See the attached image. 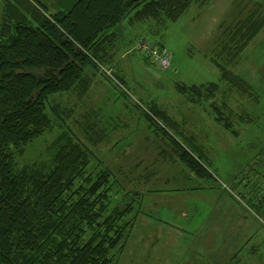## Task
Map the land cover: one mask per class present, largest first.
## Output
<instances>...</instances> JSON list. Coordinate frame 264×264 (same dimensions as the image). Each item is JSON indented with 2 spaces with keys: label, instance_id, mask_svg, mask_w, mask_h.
Masks as SVG:
<instances>
[{
  "label": "rangeland",
  "instance_id": "1",
  "mask_svg": "<svg viewBox=\"0 0 264 264\" xmlns=\"http://www.w3.org/2000/svg\"><path fill=\"white\" fill-rule=\"evenodd\" d=\"M39 1L56 13L75 0ZM251 14L264 19V0H195L166 26L121 23L107 68L89 70L91 85L84 94L52 95L49 106L55 105L58 116L48 106L51 129L15 150L19 170L48 164L49 146L70 128L93 150L90 171L107 165L121 181L118 187L143 194L115 264H264V26L238 53L229 37ZM139 37L160 41L172 52L169 69L133 48ZM219 64L245 80L252 95L224 80ZM177 84H217L218 90L215 97L195 101ZM139 100L145 107L157 103L187 135L196 136L213 179L194 177L162 151L167 142L136 108ZM213 103L237 134L216 121ZM87 131L104 137L92 143Z\"/></svg>",
  "mask_w": 264,
  "mask_h": 264
},
{
  "label": "trees",
  "instance_id": "2",
  "mask_svg": "<svg viewBox=\"0 0 264 264\" xmlns=\"http://www.w3.org/2000/svg\"><path fill=\"white\" fill-rule=\"evenodd\" d=\"M194 1L75 0L56 13H49L39 0L4 1L0 19V264L116 263L142 207L143 194L118 187L121 181L107 165L90 171L93 150L70 128L60 131L49 146L48 164L19 170L15 150L51 129L47 109L52 95L84 94L90 88L89 70L108 66L121 23L166 26ZM263 26L264 19L254 20L253 14L239 20L229 33L236 53ZM219 67L231 86L252 95L245 80ZM112 76L122 83L116 72ZM177 89L199 101L215 97L218 85L177 84ZM135 106L154 130L162 132L167 142L162 151L194 177L213 179L195 135H187L155 102L145 107L139 100ZM49 107L58 116L55 105ZM213 108L216 121L237 134L222 107L213 103ZM88 131L92 143L104 137L101 131L100 137L94 134L97 130Z\"/></svg>",
  "mask_w": 264,
  "mask_h": 264
},
{
  "label": "built area",
  "instance_id": "3",
  "mask_svg": "<svg viewBox=\"0 0 264 264\" xmlns=\"http://www.w3.org/2000/svg\"><path fill=\"white\" fill-rule=\"evenodd\" d=\"M133 48L138 50L145 58L157 64L162 70L170 68L172 52L164 45L155 44L149 39L139 37L134 41Z\"/></svg>",
  "mask_w": 264,
  "mask_h": 264
}]
</instances>
